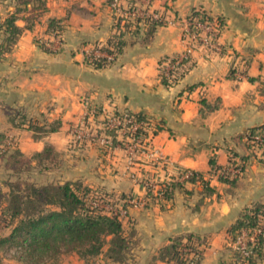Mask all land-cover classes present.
<instances>
[{
    "label": "crops",
    "instance_id": "0c3cea01",
    "mask_svg": "<svg viewBox=\"0 0 264 264\" xmlns=\"http://www.w3.org/2000/svg\"><path fill=\"white\" fill-rule=\"evenodd\" d=\"M44 1L45 12L0 58V133L14 142L11 148L31 156L50 146L63 160L58 182L78 179L125 198L146 199L144 184L167 181L175 167L200 173L213 189L204 194L198 183H184L173 190L169 202L126 203L129 223L124 219L122 225L134 233L125 263L104 261L102 254L83 260L73 252L61 254L56 263L173 264L158 258L159 248L192 233L204 239L197 264H220L230 244L228 227L244 207L264 200V161L249 153L244 138L247 129L264 125V0H150L149 9L164 10L175 23L156 26L147 41L139 24L136 33L123 35L114 62L101 69L87 67L83 58L113 30L114 13L107 0ZM139 3L144 7L143 0ZM14 6V0H0V17ZM198 8L219 17L220 51H193L183 76L164 86L156 76L157 63L183 50L182 20ZM50 18L62 23L56 38L45 33ZM15 24L24 22L17 19ZM37 41L52 52L43 51ZM80 96L97 107L109 105L160 121L151 145L166 160L165 167L152 168L148 157L137 155L128 179L122 173L123 150L113 148L102 155L95 146L79 153L69 149L68 131L81 112ZM12 109L58 127L33 138L24 124H11ZM231 155L243 157V169L232 186L219 182L208 162L212 157L214 165L226 167ZM1 255V264H21L10 249Z\"/></svg>",
    "mask_w": 264,
    "mask_h": 264
},
{
    "label": "trees",
    "instance_id": "16d2710c",
    "mask_svg": "<svg viewBox=\"0 0 264 264\" xmlns=\"http://www.w3.org/2000/svg\"><path fill=\"white\" fill-rule=\"evenodd\" d=\"M45 10L44 0L15 1L14 9L4 17H0V58L11 50L22 30L31 29ZM199 13L203 14L209 21L214 20L220 30L219 17L211 16L204 9L191 10L186 17H192ZM113 15V30L110 35L104 41H96L92 44V46L101 44L100 49L111 54V58L93 57L85 52L83 62L91 69L110 66L122 50L123 35L136 33L139 24L145 27L144 41L149 40L156 26L162 25L160 21L150 17L136 18L133 22L125 20L120 24V17ZM17 19H21L24 25H16ZM61 30L62 23L59 19L50 18L47 20L45 33L59 36ZM39 46L45 52H52L43 43H39ZM176 57L177 54L165 56L159 59L157 63L156 76L164 86L175 84L192 64L190 62L186 69L181 72L174 71L171 77L164 76L162 63L164 61L171 62ZM127 113L131 114L137 121L149 119L140 113L129 111ZM9 119L11 124L15 126L24 124L32 132L33 138H38L46 132L55 131L58 127L57 123L39 124L37 120L26 117L18 109L11 110ZM152 121H154L152 133L155 134L161 128V123L157 120ZM262 127L264 125L251 127L245 131L244 138L247 148L249 136ZM106 132L112 137V145L119 142L113 131L107 130ZM143 133L142 130L138 129L134 135L138 136ZM6 141L9 140L0 133V148H3L2 146L5 145ZM4 156L5 161L9 158L13 160V164L8 165L11 171H15L14 165H18V167L29 165V159L23 157L15 148L3 149L0 158L3 159ZM32 156L37 160L49 161L53 165L59 162L50 146H45L40 152ZM232 157L234 155L230 156L226 167L214 165L212 157L208 160L211 170L216 172L217 180L231 186L237 181L243 169V157L239 156L236 159ZM258 160L264 161L262 158ZM232 165L238 169V174L224 170ZM174 169L175 173L170 175L167 181L158 183L156 192H161L160 197L152 195L151 189L146 188V196L151 201L169 202L172 199L173 190L183 187L184 183H198L201 185L204 194L213 192L209 186V181L203 179L200 173L180 167ZM184 172L188 173L187 177L179 179ZM3 187L4 190L0 189V230H6L7 233L0 234V250L10 249L21 264H57L58 257L68 252L75 253L83 260L102 254L104 261L115 263H125L129 257L133 229L128 227L126 230L122 225L121 217L116 212L100 207V204L104 203L113 205L115 208L120 205L126 209L123 194H115L101 187H90L78 179L43 184L16 179L5 181ZM125 219L128 224L127 213ZM257 226H264V200L254 201L239 212L234 222L228 227L231 234L230 241L232 242L234 235L241 229L250 230ZM253 238L254 244L246 263L252 260L254 255L260 254V247L264 241L261 234H254ZM202 244H204V239L201 237L192 233H185L173 237L168 244L159 248L158 258L173 264H197L201 254L199 246Z\"/></svg>",
    "mask_w": 264,
    "mask_h": 264
},
{
    "label": "built area",
    "instance_id": "2783aa9c",
    "mask_svg": "<svg viewBox=\"0 0 264 264\" xmlns=\"http://www.w3.org/2000/svg\"><path fill=\"white\" fill-rule=\"evenodd\" d=\"M140 1L110 0L107 5L116 17H120V24L125 20L133 22L136 18L143 19L146 17L156 19L162 25H173L175 23V20L168 17L164 10L156 11L149 9L150 0H143L145 2L144 7L140 5ZM218 34L219 29L216 22L214 20H207L203 14L199 13L192 17H185L182 20L180 30V37L184 44L183 50L177 54V57L173 61H164L162 63L163 75L171 77L174 71L181 72L185 70L191 62V53L195 50H201L207 54L219 52L220 47L216 42ZM51 36L54 38L58 37L55 35ZM100 47L101 44L92 46L86 53L93 57L111 58V54L102 51ZM79 102L83 111L69 132L68 142L73 146L87 144L95 146L99 152L103 153L113 148L121 149L125 152V168L135 163L137 155L148 157L152 163L166 164V160L151 145V140L154 136L152 133L154 121L150 119L137 121L127 111L115 110L109 105L107 107H97L85 96H82ZM138 129L144 133L135 136L134 132ZM107 130L113 131L119 142L112 145V137L106 132ZM247 141L249 143L248 151L251 155L257 159H264V127L254 131ZM224 170L232 174L239 173L234 165L228 166ZM187 175L188 173L184 172L179 179L185 178ZM157 188L154 189V195L160 197L161 192H156ZM125 202L132 205H141L144 200L126 197ZM93 204L95 205L96 203ZM100 207L116 212L121 218L125 217L126 209L120 205L115 208L113 205L103 203L100 204ZM254 234H261L264 237V226L253 227L250 230L241 229L234 235L231 245L241 260L247 259L250 255L254 244Z\"/></svg>",
    "mask_w": 264,
    "mask_h": 264
},
{
    "label": "rangeland",
    "instance_id": "374dc122",
    "mask_svg": "<svg viewBox=\"0 0 264 264\" xmlns=\"http://www.w3.org/2000/svg\"><path fill=\"white\" fill-rule=\"evenodd\" d=\"M15 1L16 0H14V3H15ZM107 3H108V0H107ZM34 4H35V2H34ZM37 43L39 44L38 41H37ZM81 97L82 96H80L78 98V102L80 101ZM79 104H80V102H79ZM80 107H81V105H80ZM82 111H83V108L81 107V112ZM80 113H79V115H80ZM79 115L76 117V120L74 122H72V125H74L77 122ZM52 123H54V122H52ZM52 123H48V125H51ZM72 125H70L68 132H70ZM8 140L9 141H6L5 145L2 146L3 148H0V153H2V150L6 149V147H8V149H9V148H11V146H13L14 142L11 139H8ZM68 141H69V138H68ZM67 146L72 151H76L77 153H79L86 146H91V145L80 144V145L73 146L70 142H67ZM99 153L102 155L104 154L103 152H99ZM23 157H26V159L27 158L29 159V165L28 166L24 165V166H19V167H18V165H16V166L14 165V167L16 168L15 171H11L8 168V165L13 164L12 159L9 158L5 161V156L3 157V159L0 158V189L4 190L3 183L5 181H14L16 179L22 180V181H29V182H32L34 184H43V183H47V182L48 183L49 182H55V181L59 180L60 173H61L60 171L64 170V165H63L62 159L61 160L59 159V162L58 163L56 162L53 165L52 163H50L49 161H46V160H37L32 155L31 156H24L23 155ZM75 160H77V159H73L74 162H75ZM124 160H125V152H124ZM149 165L152 166V168H156L157 166H160V165H161L160 167H165V164H163V163L159 164V163L149 162ZM128 168H125V161H124L122 173L126 175V178L131 179L130 171ZM144 185H145V189L146 188L151 189V193H152V195H154V189L158 187V183H154V182L148 183V181H147L146 184H144ZM152 185H154L155 187L154 186L152 187ZM142 198L143 199L146 198V199H144V201H147L148 199H150L148 196H146V194ZM121 219L124 220L125 217H123ZM5 232H6V230H2V229L0 230L1 235H4ZM229 243L230 244L228 247H226V251L224 253L225 258L224 257L222 258L220 264H264V241L262 242L261 247H260V254L254 255L252 260L248 261L247 263H246V259L241 260L240 257L237 256V254L235 253V251L232 248V245H231L232 242L230 241ZM1 254H2V250H0V260L2 257ZM200 257H201V254H200ZM200 257H199L198 261L200 260ZM91 259H93V258H91Z\"/></svg>",
    "mask_w": 264,
    "mask_h": 264
}]
</instances>
